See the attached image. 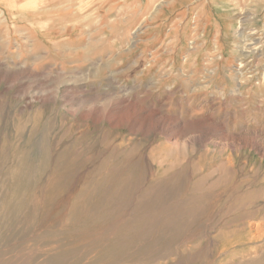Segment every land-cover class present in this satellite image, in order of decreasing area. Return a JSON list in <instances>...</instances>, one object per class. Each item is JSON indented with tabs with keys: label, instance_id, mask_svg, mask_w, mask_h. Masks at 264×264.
<instances>
[{
	"label": "rangeland",
	"instance_id": "obj_1",
	"mask_svg": "<svg viewBox=\"0 0 264 264\" xmlns=\"http://www.w3.org/2000/svg\"><path fill=\"white\" fill-rule=\"evenodd\" d=\"M0 264H264V0H0Z\"/></svg>",
	"mask_w": 264,
	"mask_h": 264
}]
</instances>
